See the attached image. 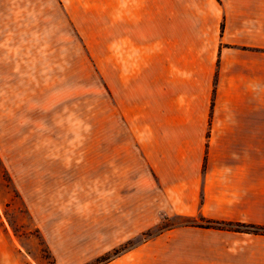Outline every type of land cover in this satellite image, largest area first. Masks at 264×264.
Returning <instances> with one entry per match:
<instances>
[{
    "label": "rangeland",
    "instance_id": "obj_1",
    "mask_svg": "<svg viewBox=\"0 0 264 264\" xmlns=\"http://www.w3.org/2000/svg\"><path fill=\"white\" fill-rule=\"evenodd\" d=\"M101 2L0 0V264H125L207 224L144 201V30Z\"/></svg>",
    "mask_w": 264,
    "mask_h": 264
},
{
    "label": "crops",
    "instance_id": "obj_2",
    "mask_svg": "<svg viewBox=\"0 0 264 264\" xmlns=\"http://www.w3.org/2000/svg\"><path fill=\"white\" fill-rule=\"evenodd\" d=\"M101 1L144 30L126 42L144 51V201L229 224L146 237L125 264H264V234L230 228L264 227V0Z\"/></svg>",
    "mask_w": 264,
    "mask_h": 264
},
{
    "label": "trees",
    "instance_id": "obj_3",
    "mask_svg": "<svg viewBox=\"0 0 264 264\" xmlns=\"http://www.w3.org/2000/svg\"><path fill=\"white\" fill-rule=\"evenodd\" d=\"M214 224L222 225L224 227L229 225V224H225V223L209 222L208 221L206 226H204V227H209V226L214 225ZM191 226H195V225L193 224ZM230 228L235 229V230H242V231H248V232H253V233L264 234V227L259 228V227H254V226H251V225H244V224H238L237 223V224H234Z\"/></svg>",
    "mask_w": 264,
    "mask_h": 264
}]
</instances>
